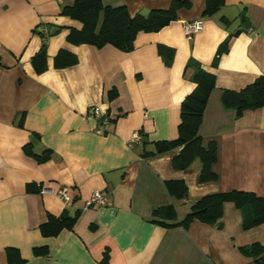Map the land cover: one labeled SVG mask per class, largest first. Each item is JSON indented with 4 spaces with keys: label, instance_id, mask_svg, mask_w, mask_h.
<instances>
[{
    "label": "crops",
    "instance_id": "crops-1",
    "mask_svg": "<svg viewBox=\"0 0 264 264\" xmlns=\"http://www.w3.org/2000/svg\"><path fill=\"white\" fill-rule=\"evenodd\" d=\"M73 1L0 0V264H8V247L24 264H253L241 247L264 246V223L244 229L231 202L223 204L220 227L172 224L205 195L264 197V106L236 116L224 101L226 92L264 76V0H223L211 14H204L205 0H188L168 24L137 32L129 51L68 42L70 29L82 27L60 14ZM172 1L101 0L124 5L131 16ZM194 20L202 29L187 38L183 24ZM40 27L55 32L38 74L31 58L41 47ZM60 49L77 62L55 67ZM197 70L213 80L199 127L202 142L216 145V178L208 181L199 179L198 158L184 169L172 166L182 146L154 152L155 142L177 138ZM90 106L108 117L101 132ZM134 132L140 141L130 145ZM45 150L48 159L38 161ZM168 181L184 182L186 197L173 198ZM41 185L68 187L70 201L40 193ZM94 190L105 193V205L86 206ZM170 204L175 220L152 214ZM63 213L77 214L73 227L44 236L39 227L48 216ZM36 247L46 252L36 255Z\"/></svg>",
    "mask_w": 264,
    "mask_h": 264
},
{
    "label": "trees",
    "instance_id": "trees-1",
    "mask_svg": "<svg viewBox=\"0 0 264 264\" xmlns=\"http://www.w3.org/2000/svg\"><path fill=\"white\" fill-rule=\"evenodd\" d=\"M223 4V0H205L204 14H211ZM188 0H173L165 10H151L143 15L137 13L131 16L124 5H104L101 0H74L71 5L63 6L60 14L75 19L82 24L79 30L71 28L67 41L72 44H91L102 47L106 44L113 45L121 50L129 51L134 46V39L139 31H156L174 20L176 11L182 7H189ZM47 35L39 32L42 43L39 50L31 58V65L36 73H41L47 68L46 64V40ZM77 58L70 52L60 49L54 57L55 67L73 65ZM197 83L195 90L188 94L181 103L180 123L178 135L174 140L155 142L156 153L164 152L172 148L182 146L178 155L172 158V166L177 169L188 167L198 158L201 163L200 181L214 180L216 174L211 166L216 160V145L210 141L204 144L199 134L202 114L208 94L213 87V80L209 74L197 70L194 74ZM225 103L236 111V116L246 109H254L264 106V76L256 78L239 91L226 92ZM149 153V154H153ZM49 150L42 155L35 156L38 161L47 160ZM167 189L175 199H183L187 195V188L182 181H168ZM225 202H231L242 214V227L249 229L264 223V197L252 192L232 190L205 195L192 202L188 212L172 225H180L186 228L193 220H199L209 225L220 227L222 208ZM162 220H175L176 210L173 205L158 207L152 213ZM77 214L69 216L63 213L60 216L49 215L47 222L39 229L44 236H55L62 229H71L75 223ZM163 225L167 223L161 222ZM34 254H44L45 247H36ZM241 252L253 258V264H264V246L254 243L241 247ZM8 264H24V259L17 249L6 248Z\"/></svg>",
    "mask_w": 264,
    "mask_h": 264
},
{
    "label": "built area",
    "instance_id": "built-area-1",
    "mask_svg": "<svg viewBox=\"0 0 264 264\" xmlns=\"http://www.w3.org/2000/svg\"><path fill=\"white\" fill-rule=\"evenodd\" d=\"M202 24L203 23L201 20H194L191 22L184 23L183 24L184 35L187 38H191L193 34L199 32L202 29ZM39 31L44 34L48 33L46 28L40 27ZM248 31L251 32V29H248ZM87 115L100 118L98 128H97L98 131L100 132L104 130V126H106L109 122L108 117L105 116V114L97 106L88 107ZM139 141H140V133L134 132L132 136L130 137L128 143L132 145L133 143H137ZM39 192L53 194L66 203L70 201L68 187L66 186H59L57 188H52V187L41 185ZM106 203H107V197L105 193L98 191V190L92 191L85 202L86 206H93V205L100 206V205H105Z\"/></svg>",
    "mask_w": 264,
    "mask_h": 264
}]
</instances>
